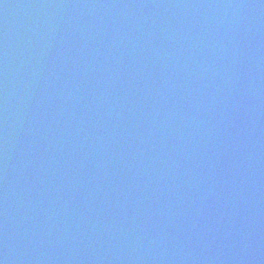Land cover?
Here are the masks:
<instances>
[{
	"label": "water",
	"instance_id": "1",
	"mask_svg": "<svg viewBox=\"0 0 264 264\" xmlns=\"http://www.w3.org/2000/svg\"><path fill=\"white\" fill-rule=\"evenodd\" d=\"M139 2L0 0V264H206L226 250L229 264H264L263 250L240 249L235 241L198 252L215 241L211 225L206 229L199 219L187 230L204 198L190 189L193 182L180 197L179 177L167 175L160 156L161 133L186 139L174 173L204 178L213 186V204L224 197L220 177H204L205 161H215L235 190L241 186L233 175L258 162L264 112L256 109L264 105V80L254 87L247 77L231 78L264 68V0ZM41 131L55 146L48 156L67 155L60 177L47 176L33 157ZM247 132L252 147L236 141ZM230 139L238 142L233 148ZM253 183L246 180L251 191ZM172 203L188 211L170 224L174 240H150L149 227ZM222 208L213 222L228 218ZM241 208L239 200L235 213ZM39 216L44 219L33 222ZM241 223L253 229L247 238L264 247L253 236L259 231L253 221ZM123 250L137 258L128 263L116 255Z\"/></svg>",
	"mask_w": 264,
	"mask_h": 264
}]
</instances>
